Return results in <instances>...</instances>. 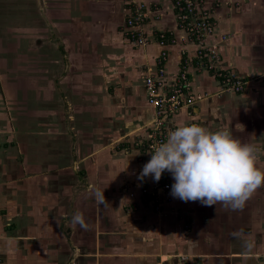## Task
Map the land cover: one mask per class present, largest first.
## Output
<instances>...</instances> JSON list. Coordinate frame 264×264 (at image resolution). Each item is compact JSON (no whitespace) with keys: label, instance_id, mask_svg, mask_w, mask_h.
<instances>
[{"label":"crops","instance_id":"obj_1","mask_svg":"<svg viewBox=\"0 0 264 264\" xmlns=\"http://www.w3.org/2000/svg\"><path fill=\"white\" fill-rule=\"evenodd\" d=\"M126 1L44 0L27 34L14 22L0 30L1 264H264V0H221L207 39L244 91L220 92L191 68L193 92L206 97L167 120L202 130L196 141L168 140L187 150L169 167L174 205L192 220L187 236L173 215L124 211L148 164L132 143L154 120L143 79L160 48L150 33L181 37L170 1L159 0L160 20L145 26L151 42L131 43ZM182 48L168 49L167 78ZM85 106L91 121L107 111V137H125L122 152L90 141Z\"/></svg>","mask_w":264,"mask_h":264},{"label":"built area","instance_id":"obj_2","mask_svg":"<svg viewBox=\"0 0 264 264\" xmlns=\"http://www.w3.org/2000/svg\"><path fill=\"white\" fill-rule=\"evenodd\" d=\"M172 8V14L176 29L181 37L176 38L173 32L154 28L152 30L153 40L160 48V52L154 61V70L146 69L143 83L146 89V98L154 110V120L148 134L147 151H151L154 162V183L162 190L169 189V183L165 179V172L162 169L165 155L169 150H164L167 141L166 121L173 115L188 110L195 105L202 95L195 94L191 86L192 68L195 73L207 72L214 76L220 85V92L241 93L246 83L234 73L219 67L220 55L214 46L207 44V39L213 37L217 28L215 7L207 8L205 0H168ZM220 3V4H219ZM126 19L123 26L124 36L137 46H147L151 42L145 26L149 19L160 20L164 11L159 0H151L149 5L135 0H127ZM216 7L221 6V1L215 0ZM182 46L180 56L181 63L176 76L168 79L166 75V64L169 59L168 49L172 46ZM194 49L193 58H189L185 47ZM176 136L188 137L191 140H198L202 130L195 123H189L182 129H173ZM198 142V141H197ZM173 152L183 154L182 148L177 147ZM169 158V156H165ZM147 193L143 190V196ZM145 197V196H144ZM1 264V261H0Z\"/></svg>","mask_w":264,"mask_h":264},{"label":"rangeland","instance_id":"obj_3","mask_svg":"<svg viewBox=\"0 0 264 264\" xmlns=\"http://www.w3.org/2000/svg\"><path fill=\"white\" fill-rule=\"evenodd\" d=\"M43 1L44 0H36V2L34 4V0H0V30H2V27L4 26V24L5 25L10 24V23L12 24V22H14V24L19 23V25L21 27V31H23L25 34H27V28L29 25L28 19H31L33 17L32 16L33 15V9H35V16L37 18L35 20L36 24H37V21H42L41 20L42 15H39L38 8L40 6L42 9ZM205 1H206L207 8L215 7V9H218V7H216L214 5L215 0H205ZM219 1H221V0H219ZM222 2H221V4H222ZM225 2L226 3H232L234 5L236 4V2L233 0H225ZM40 12L42 13V10ZM215 32H216V30H215ZM2 33H3V31H0V35H2ZM2 36L0 37V39L2 38ZM10 60H12V59L10 58ZM5 65H6V67H10V65L13 66L14 63L10 62V64H9V63L5 62ZM10 78L11 77L7 78L6 81L10 80ZM168 79H170V78H168ZM203 97H206V96L202 95V99H204ZM2 102H3V100H2ZM4 106H6V108H7V111L5 110V107L3 108L4 112L7 114H12L11 107H7V105H4ZM193 107L194 106L191 105L189 107V109H191ZM91 108L92 107H90V106H85V109H83V112H84L83 115L85 117L86 125H88L89 129H90V131H87L86 135L90 136V141H92V139H95V137H96L95 140H97V138H99L101 141L100 143H104L105 145L107 144L111 151L114 149L117 152L118 151L122 152L123 151L122 148L125 145L124 143L126 142V141H124L125 137L124 138L113 137L111 139H109L107 137L108 133L110 131L108 128L109 124H108L107 120L105 119L107 117V111L101 109L100 113L97 112L98 113L97 118H100V120L97 121L96 119H94L93 121H91V120H87L88 116L91 114V112H88L91 110ZM101 108H106V106H103ZM178 113H176V114H178ZM167 124L168 123L166 121L165 126H167ZM187 124H189V123H187ZM187 124H185V125H187ZM195 124H197V123H195ZM185 125L178 127V126H170L168 124V127H165L166 132H167V139H166L167 143L164 146V150H169V152L168 153L166 152L165 155H160L159 157H160V159H164L162 169H164L165 179L169 183L168 191L162 190L161 188L156 187L155 183H154L155 170H154V166H153L154 165L153 156L151 155L152 152L147 151V149H146L147 142H148L147 141L148 140V134L150 132L151 127H148L145 130V132H143L141 134L142 136L140 135L139 137H136V139L132 143L133 147L132 146L131 147L134 148L135 151H137L138 160H140V161L147 160L148 164H147L146 170L144 172H142L141 175L139 174L137 190H129V191L127 190L129 193V198H131L132 200L130 201V204L127 203V205L125 207L126 209L124 211L127 213V215H130L133 213H138L140 211L142 212L143 210H144V212L150 211L152 213L157 214L158 216H165L166 217L167 215H173L174 217H176V219H175L176 224L178 225L179 228H181V230H182L181 232L184 231L183 233L185 234V236H187L192 230V220L189 217V213L186 210H183V208H179V207L174 205L175 197L173 194V184H172V180H171V176H170V172H169V167L172 163V160L175 157L186 155L187 150L184 149L181 145H169L168 144L169 136L171 134L176 137L174 132L171 133L169 131V128L171 130H173V129H179L180 130ZM96 130H97V134H95ZM93 131H94V133H93ZM98 132H101V133L98 134ZM103 133H105V134H103ZM202 142L205 143L204 148H206V150L211 149V147L206 145L207 142H205L204 140ZM177 147L182 148V151H183L182 155L179 152H173L175 150V148H177ZM201 150L198 151V149H197L196 156L201 154L200 153ZM165 156H169V158H166ZM146 177H147V179H146ZM143 190H145L147 192V193H145L146 195H144L145 197L142 194ZM138 197L140 199H138Z\"/></svg>","mask_w":264,"mask_h":264}]
</instances>
